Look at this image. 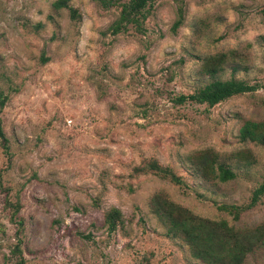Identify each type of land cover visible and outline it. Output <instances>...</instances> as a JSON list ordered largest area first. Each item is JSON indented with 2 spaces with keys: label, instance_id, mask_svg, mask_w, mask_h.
I'll list each match as a JSON object with an SVG mask.
<instances>
[{
  "label": "rangeland",
  "instance_id": "1",
  "mask_svg": "<svg viewBox=\"0 0 264 264\" xmlns=\"http://www.w3.org/2000/svg\"><path fill=\"white\" fill-rule=\"evenodd\" d=\"M53 1L0 0V264H205L157 217L163 200L264 230V196L237 220L217 207L264 180V142L239 131L264 122V0H151L115 33L125 0ZM208 67L256 88L176 102ZM214 161L233 178L204 174ZM240 264H264V240Z\"/></svg>",
  "mask_w": 264,
  "mask_h": 264
},
{
  "label": "trees",
  "instance_id": "2",
  "mask_svg": "<svg viewBox=\"0 0 264 264\" xmlns=\"http://www.w3.org/2000/svg\"><path fill=\"white\" fill-rule=\"evenodd\" d=\"M149 1L151 0L120 1L118 3L119 10L117 17L108 26L110 32L115 33L127 25H135L139 18L142 17V13ZM52 5L54 8H68L70 12L73 10L67 5V0H54ZM180 17L181 15L178 14V19L173 23L174 27L179 24ZM214 58L217 59L218 67L220 64L227 63L225 53L214 55ZM204 72L208 73L211 79L193 89L190 93L177 95L175 98L176 102L183 103L187 100L190 103L211 106L231 95L251 91L256 88L255 85H249L243 80L235 78L233 75L226 79L212 77L214 76L215 69H209V67L204 69ZM5 99L6 95H3L0 91V108L3 106ZM263 127L264 122L245 120L239 131L242 136H248L250 140H261L264 142ZM5 142V136L0 128V144L4 151L6 150ZM213 164L215 165L211 164L209 170L203 171V173L206 175L211 174L212 178H216L219 181L233 178L234 174L230 169L224 168L222 164H217L215 161ZM153 167L149 166V168ZM157 168H159L158 171H163L162 167L158 166ZM262 196H264V180L258 182L251 189L248 203L245 206L221 203L217 207L220 211L232 215L233 220H237L242 210L254 205ZM157 198H159L158 194L155 193L152 195L150 201L155 202ZM164 203L169 205L164 208ZM155 213L157 217L165 220L168 230L172 234H176L187 244L191 255L205 264H240L248 253L264 240V230L258 226L228 223L223 218L198 217L191 214L185 208L171 205L169 200H163L161 209ZM120 219L121 213L115 207L108 208L103 214V222L109 231L117 227Z\"/></svg>",
  "mask_w": 264,
  "mask_h": 264
}]
</instances>
